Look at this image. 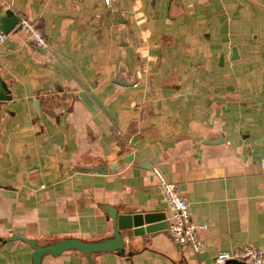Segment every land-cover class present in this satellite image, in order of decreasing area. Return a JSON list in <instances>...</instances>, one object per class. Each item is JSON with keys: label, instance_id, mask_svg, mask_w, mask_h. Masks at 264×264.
Masks as SVG:
<instances>
[{"label": "crops", "instance_id": "obj_1", "mask_svg": "<svg viewBox=\"0 0 264 264\" xmlns=\"http://www.w3.org/2000/svg\"><path fill=\"white\" fill-rule=\"evenodd\" d=\"M6 12L33 20L47 45L33 47L16 22L0 29L10 95L0 100V264H30L12 235L109 238L103 205L165 216L152 167L205 223L197 253L164 228H126L121 254L65 249L39 264H213L218 250L264 251V0H0V25ZM124 155L115 172L71 169Z\"/></svg>", "mask_w": 264, "mask_h": 264}, {"label": "water", "instance_id": "obj_2", "mask_svg": "<svg viewBox=\"0 0 264 264\" xmlns=\"http://www.w3.org/2000/svg\"><path fill=\"white\" fill-rule=\"evenodd\" d=\"M8 14L7 23L0 25V29L7 31L17 18L12 13ZM233 51V49H232ZM10 95L0 83V100L8 99ZM36 109L35 101L32 103ZM130 160V155H124L107 162H98L93 164H75L71 166L72 170L81 172L104 173L115 172L122 168ZM144 164V163H143ZM106 216L111 220V236L107 239L98 241H86L75 237H62L45 243H38L33 239L12 235L8 238H17L26 242L30 248V264H39L40 257L45 254L57 255L65 249H74L84 253L90 258L92 252L113 250L115 253H123V237L120 230L130 228L132 234H140L143 231L160 229L165 227L164 211L155 212H117V209L109 205H103ZM144 224V225H142Z\"/></svg>", "mask_w": 264, "mask_h": 264}, {"label": "built area", "instance_id": "obj_3", "mask_svg": "<svg viewBox=\"0 0 264 264\" xmlns=\"http://www.w3.org/2000/svg\"><path fill=\"white\" fill-rule=\"evenodd\" d=\"M110 1L112 0H102L105 5ZM16 27L24 33L26 40L33 47L42 48L47 45L46 37L33 20L25 16L18 17ZM2 38L3 34L0 32V40ZM261 163L264 167V156ZM151 170L167 210L164 216V230L173 242L186 245L193 253H197L202 246L199 231L205 228V223L193 221L185 197L156 168L152 167ZM231 259L242 260L245 264H264V251L258 247L242 244L228 250H218L213 256L212 263L221 264Z\"/></svg>", "mask_w": 264, "mask_h": 264}]
</instances>
